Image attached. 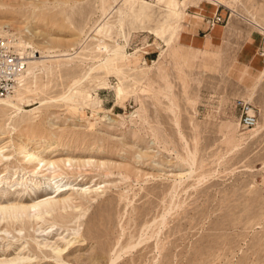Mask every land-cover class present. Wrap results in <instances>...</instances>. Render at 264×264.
I'll list each match as a JSON object with an SVG mask.
<instances>
[{
	"label": "rangeland",
	"instance_id": "1",
	"mask_svg": "<svg viewBox=\"0 0 264 264\" xmlns=\"http://www.w3.org/2000/svg\"><path fill=\"white\" fill-rule=\"evenodd\" d=\"M0 34L43 59L0 105V264H264V0H0Z\"/></svg>",
	"mask_w": 264,
	"mask_h": 264
},
{
	"label": "built area",
	"instance_id": "2",
	"mask_svg": "<svg viewBox=\"0 0 264 264\" xmlns=\"http://www.w3.org/2000/svg\"><path fill=\"white\" fill-rule=\"evenodd\" d=\"M220 22V16H215L210 25ZM27 67L26 56L20 54L14 47L8 36L0 34V98H6L18 88L21 77ZM243 111L240 118L241 128L249 130L256 123V115L249 105L242 106Z\"/></svg>",
	"mask_w": 264,
	"mask_h": 264
},
{
	"label": "crops",
	"instance_id": "3",
	"mask_svg": "<svg viewBox=\"0 0 264 264\" xmlns=\"http://www.w3.org/2000/svg\"><path fill=\"white\" fill-rule=\"evenodd\" d=\"M216 25L219 26L218 24ZM211 29L212 28L208 26L207 23L202 22L196 29L195 38H204L210 33ZM202 33L204 34L202 35ZM259 51H263L264 53V43L263 41H259L258 37H254L248 42H245L244 45L241 44L239 46L238 52L236 54V62H238L240 65L246 66V73L243 76L244 80L246 77L249 79L251 78L248 76V74L254 75L255 73H258L259 69L264 64V55L258 57L260 56L258 53ZM153 54H155V51Z\"/></svg>",
	"mask_w": 264,
	"mask_h": 264
},
{
	"label": "bare ground",
	"instance_id": "4",
	"mask_svg": "<svg viewBox=\"0 0 264 264\" xmlns=\"http://www.w3.org/2000/svg\"><path fill=\"white\" fill-rule=\"evenodd\" d=\"M107 18V17H106ZM107 20V19H106ZM113 29V28H112ZM116 29V28H115ZM110 32H111V26L108 24V22H101L100 24H98V26L96 27V30H95V33H96V35L95 36H101V37H103V41L104 40H107V39H104V38H107L109 35H110ZM11 39V38H10ZM12 40V39H11ZM99 41V40H98ZM13 42V41H12ZM96 42V41H95ZM26 44V43H25ZM21 46V44H18V46ZM28 45V44H27ZM26 46V45H25ZM15 47V46H14ZM21 47H23V46H21ZM16 48V47H15ZM44 53V52H43ZM55 53V52H54ZM21 54V53H20ZM32 54V53H31ZM31 54H29V55H31ZM48 54V53H47ZM67 54V53H66ZM23 55V54H22ZM64 55H65V53H64ZM24 56H26V55H24ZM60 56V55H59ZM53 57V56H52ZM55 57H57V56H55ZM26 59H27V57H26ZM42 58L41 57H35V56H30V58H29V62H28V59H27V67H26V69L28 68V63H30V64H35V63H38V62H42V61H40ZM43 60V59H42ZM26 69H25V72H26ZM30 68H28V70H27V72H26V75H28V73L30 72ZM25 72H24V74H25ZM24 74H23V76H24ZM25 75V76H26ZM23 76L21 77V81H22V78H23ZM21 81H20V84H21ZM90 81V80H89ZM99 81V80H98ZM87 82V81H86ZM35 83V82H34ZM20 84H19V86H20ZM19 86H18V88H19ZM82 86V85H81ZM83 87V86H82ZM81 87V88H82ZM18 88L14 91V93L13 94H11L10 96H8V97H6V98H0V102H3V101H6V102H4V103H2V104H0L1 106H5V107H8V108H10V109H14V111H21L20 110V108H18V107H16V105L14 104V100H13V95L14 94H16V91L18 90ZM35 88V87H34ZM83 89V88H82ZM86 89V88H85ZM16 95H18V94H16ZM16 97V96H15ZM24 99H22V101H23ZM19 101H20V99H19ZM257 123H258V121H257ZM257 123H256V125H257ZM256 127V126H255ZM254 127V128H255ZM253 128V129H254ZM243 130V129H242ZM250 130H252V129H250ZM250 130H248V131H250ZM31 155V157H33V155H35V154H30ZM30 155H28V156H30ZM43 164V166L45 167V166H47V165H49V166H53L54 164L52 163V162H49V161H46L45 159H43V158H41V160L39 161V163L38 164ZM42 166V167H43ZM46 195H44V197H45ZM39 203V202H38ZM39 206V204L37 205L36 203L32 206V209L33 210H35L37 207Z\"/></svg>",
	"mask_w": 264,
	"mask_h": 264
}]
</instances>
